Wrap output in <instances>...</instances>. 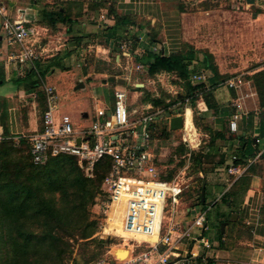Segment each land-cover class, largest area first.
Wrapping results in <instances>:
<instances>
[{
	"label": "crops",
	"instance_id": "crops-1",
	"mask_svg": "<svg viewBox=\"0 0 264 264\" xmlns=\"http://www.w3.org/2000/svg\"><path fill=\"white\" fill-rule=\"evenodd\" d=\"M0 4L8 8L10 19H16L22 15L30 20L29 27L33 30V34L29 41H37L42 53L41 61L37 64L38 73L41 71L39 66L43 70L51 68V73H48L46 78L42 77L48 83L51 76L58 72V77L53 80V83H65L67 87L65 94L69 93L71 96L72 90L77 92L85 89L87 85L90 88L98 86L96 82L88 84L84 81L91 77V74H82V79L78 78L81 61L84 66H88L87 60L82 58L92 50L101 62L108 63L112 57H115L118 66H122L124 61L127 65L136 67L143 66L136 61V57H143L147 50L150 51L155 47L166 56L180 54L183 51L194 55V62L202 65L206 70L197 71L196 69L194 72L192 71L191 76L203 73L206 80L201 84L191 81V84L198 86L204 85L208 81L213 83V106L217 105L219 109H212L213 112L217 111L215 116L213 114L211 116L214 121V132L215 135L221 134L227 137L217 148L220 160L213 165L214 170L212 171L214 172L210 171L205 179L201 167L197 166L192 172L193 175L191 173V176L186 179L190 182L193 181V185L190 186L192 189L189 187L186 191L189 195L187 196L184 192L181 199L180 207L183 209L180 208L179 222L185 226L190 225L192 212L208 203L209 211L215 208L218 210L211 215L212 219L214 218L220 223L218 238L224 240V236L235 232V247H239L231 253L221 250L217 254L219 256L230 255L232 257L230 264H248L249 261V264H263L264 161L261 164L262 167L254 168L263 158L256 161L253 169L245 174L249 179L245 189L240 188L239 185L237 188L235 187L234 184L237 181L234 182L235 178L228 174L227 169L232 165V157L238 153V150L247 149L249 142L253 143L255 153L264 154V103H261L260 97L255 91L242 98L235 97V95L242 94V92H237L241 88L238 90L229 89L224 84L228 79L224 82L221 81L228 70L225 62L231 57L242 54L256 55L264 47V0H255L253 4L248 3L247 0H0ZM81 5L86 7L83 15L78 14ZM89 7L94 10H88ZM55 12L61 13V19L65 22L62 20L63 22H58L55 26L46 24L45 15L49 17L50 13ZM117 20H130L132 24L129 27L117 26ZM3 22L4 19L0 17V49L2 52L0 57V103L7 102L10 108H13L17 100L33 93L26 92L23 87L17 85V81L26 79L33 69L29 65L20 67L7 63L8 53L18 47L8 45ZM113 28L118 32V36L132 34L139 42L131 48H128L127 44L115 45V49L110 46L106 47L102 37L105 36L106 30ZM91 35H97L100 44H88L85 47L84 44L91 38ZM81 43L83 46H80ZM67 53L70 56L66 57ZM56 61L65 71L57 66ZM194 64L190 66L191 70L195 68ZM67 69L68 71H66ZM101 76L102 73H95V79ZM64 79L69 82H65ZM119 82L123 84L122 81ZM80 83L84 84V88L77 90ZM137 85L138 83L135 82V86ZM116 90L121 89L117 87L114 91ZM207 90L211 89L207 87ZM62 96L64 95L62 94ZM34 98L36 99V96ZM34 98L33 101H35ZM101 102L110 103L112 101L109 97L108 101H100L97 104ZM229 103H234L232 114L228 111ZM138 104L140 103L138 102ZM236 104L241 106L240 110L235 107ZM150 105L140 104L138 108L145 109ZM66 106V103L62 104V111L73 115V111L70 108L67 110ZM201 106L203 108H199L202 112L199 117L203 119L204 113L209 109L204 101ZM77 107L72 106L71 108ZM138 108L135 110L139 112ZM184 111H186L187 127L192 126L190 127L192 128L191 132L196 131L194 112L188 107ZM63 112L59 110V115L62 116ZM15 114L11 109L7 113V117L18 120ZM235 114L239 115V119L237 120V130L233 132L230 129V122ZM33 115L36 116V113L34 112ZM171 115L174 117L173 114ZM35 122V119L32 118L33 126ZM164 122L170 129V119L168 122ZM15 126L16 129L19 128L18 125ZM35 126L38 128V122ZM41 129L42 119L36 132ZM208 150L209 148L206 152ZM220 172H227L228 175L225 174L224 177ZM224 178L226 181L228 180V183H222ZM199 182L201 189L205 183V202L201 201L202 199L197 201L198 195L194 184ZM227 192L234 193L229 197V202L222 206L223 195ZM223 223H226L224 232L221 229ZM209 225L212 224L207 219V232L210 231ZM213 233L214 231L209 238L212 248L215 246ZM120 251L121 249H119ZM204 253L208 258L212 254V250Z\"/></svg>",
	"mask_w": 264,
	"mask_h": 264
},
{
	"label": "built area",
	"instance_id": "built-area-1",
	"mask_svg": "<svg viewBox=\"0 0 264 264\" xmlns=\"http://www.w3.org/2000/svg\"><path fill=\"white\" fill-rule=\"evenodd\" d=\"M0 17L4 19L8 45L18 47L8 53L7 63L20 67L29 65L38 72L37 64L41 61L42 53L37 41H29L33 34L29 27L30 20L22 15L10 19L8 8L3 4H0ZM152 50L156 54H163L156 47ZM141 68L143 66H138V70ZM191 80L197 84L205 83L206 76L203 73L194 74ZM224 84L229 89L238 90L244 81L241 76H235ZM43 92L47 98V109L42 117V130L27 139L32 163L44 166L51 158L71 157L88 178H93L96 168L108 161L109 169L102 184L103 197L96 207L107 227L114 222L116 215L122 231L136 242L130 246L127 259L119 258V247L115 246L94 264H187L208 259L204 252L212 249V243L205 236L208 229L207 212L190 225H182L179 212L185 184L168 180L157 166L153 131L158 121H169L168 112L154 111L150 105L138 116V111L126 106V92L116 90L112 104H98L91 127L77 131L70 116L59 115L60 101L55 88L45 85ZM189 101L186 100L187 103ZM235 107L241 109L239 104ZM182 116V130L191 133L192 128L186 125V111ZM238 119L239 115L235 114L230 122L233 132L237 130ZM261 157L262 153H257L249 158L246 166H241L234 164L237 160L234 155L227 172L236 182ZM109 231L114 234L118 232L116 229ZM189 243L193 246L188 247Z\"/></svg>",
	"mask_w": 264,
	"mask_h": 264
},
{
	"label": "rangeland",
	"instance_id": "rangeland-1",
	"mask_svg": "<svg viewBox=\"0 0 264 264\" xmlns=\"http://www.w3.org/2000/svg\"><path fill=\"white\" fill-rule=\"evenodd\" d=\"M91 9L94 10L91 7H89L88 10ZM85 10V6H79L80 12H78V14L83 15ZM125 26L129 27L130 25ZM98 38H90L84 44V46L86 47V45L88 44H100V40H97ZM102 39L104 42L107 40V38L104 36L102 37ZM138 42L139 40L136 38V36H132V34H128L127 36H118L115 41L118 46H121L120 44H127L128 48L134 47V45H136ZM80 46H83V43H81ZM93 51L94 50L86 53V55L82 58L87 60L88 66H84L83 61H81L82 63L78 78L82 79V74H91V77H88L84 81L88 84L91 82H96L98 85L97 87L90 88L87 85V87L83 90L77 92L72 90V96L69 93H66V95L65 90L67 89V87L65 83H53V80L57 79L59 74L58 72H56V75H52L53 77L51 76V78L48 80V83L45 79L46 77L44 79H41V86L39 88H36V90L31 95H27L25 98L17 100L13 108H10L7 102L5 103L2 101L0 103V149L2 148V146L6 145L7 147L3 148L11 149L10 152L11 154L13 153L11 156L20 157L21 155H23L25 163H30L28 159L29 144L27 139H30L37 133L36 129L40 127L43 113L46 110V98H44L45 95L43 92V88L45 85L55 88L60 101L61 112H63L62 104L65 103L67 105V110L70 108L73 111V115L69 112H63V115H68L71 117L77 131H81L85 128L88 129L91 127L92 123L94 122V113L98 106L97 102L108 101L110 97L112 101L110 103L112 104L113 92L117 87H119L121 90H124L126 92V106L131 110L138 108L140 104H153V101H155L158 104L157 106L153 105L154 111H167L171 112V114H173L174 116H182L185 108L188 107L194 112V125L196 131H192L191 133L184 130L171 132L169 128L165 132L163 130L164 127L167 126V123H165L164 121H158L156 124L157 127H155V130L153 131V149L158 155V169L165 178L171 177V181H181V183L185 184L186 192L188 191V187L193 185V181L190 182L186 179H188V176H191V173L197 167V160H200L202 164L201 170L205 175V179L208 177L210 171L211 173H213V165L215 164V162L220 160L217 155V148L222 145L223 140H225L227 136L222 135L221 137H217L214 132V121L211 116L212 114L213 116H215L217 114L215 112L217 111L213 112L212 109H219L217 105H215L216 107L213 106V83L208 81L206 84H204L202 87L203 89L199 90L200 94L198 95L197 92L196 94H194L195 90L192 89L193 87L191 84V74L196 69L197 71L203 70V66L199 65L197 62H194L196 63H193L195 65V68L192 70L189 68V77L185 79L179 77L177 73H160L154 77H151L147 72V67L144 65V67L140 70H138V67L134 65H127L124 61L122 66H118L117 62L115 61V57H112L108 63H104L96 57ZM148 52L150 51L147 50L146 55ZM183 53L186 52L183 51ZM225 65L228 70L223 75L224 79L221 82H224L226 79H229L230 77L235 75L241 76L244 81V86L237 91L242 92V94L235 95V97L242 98L244 95H247L248 93L250 94L252 91H255L258 93V97H260L261 103L263 104L264 92L262 94L259 93L257 82L258 80H264V47H262L256 55L242 54L238 55L237 57H231L228 61L225 62ZM71 70L72 69L70 68V71ZM95 73H102V76L98 79H95ZM64 80L65 82L68 81L67 79ZM119 81H122L123 84H121ZM135 82H137L138 85L145 86L143 88H140L139 91H135L137 88V86H135ZM207 87L211 90L208 91ZM62 94L64 96H62ZM35 96L36 99L34 98ZM33 98L35 99V101L32 100ZM187 99L190 100L189 103L186 102ZM203 101L206 103L209 111L204 113L205 117L202 119L199 117V114L202 113L200 112L199 108H203V106H201ZM138 102L140 104H138ZM79 104L81 105L79 106ZM233 105L234 103L228 104V111L230 114H232L234 111ZM72 106L78 107L72 109ZM11 109L12 112L16 113L15 115L16 117H18V120L10 119V117H7V113H9ZM138 109V116H140L141 113L144 112V109ZM34 112L36 113V116L33 115ZM85 113L89 114L88 118L84 117ZM32 118L35 119L36 122H38V128L35 126L36 122L34 126L32 125ZM15 125H18L19 128L17 127L16 129ZM185 139H187V142ZM208 148L210 153L208 154V156H205ZM15 152H21V154ZM5 159L7 158L5 157ZM259 161L260 162H258L254 166V168L262 167L261 164L264 160L262 159ZM60 165H62L65 170L71 169V164L69 163H61ZM220 173L224 175V177L225 174L226 176L228 175L227 172ZM60 175L62 177L63 173L61 172ZM246 178H248V176H246ZM229 180L231 181L232 179ZM227 181L224 178L222 183H228ZM102 184L103 182L100 185L99 193L88 208L90 221H94L96 223L93 236L89 239H80L81 236L80 234H78L77 237H72L69 239L68 235L69 233H71L70 229L69 232L60 231L61 236H64L65 243L71 245V248L69 250V262L67 264H93L98 259H102L106 255H108L111 249L115 248V246H118V249H121V251H128L132 244H136L135 240L131 236L124 237L120 234L116 235L107 230V223L104 217L100 214L98 207H96L99 199L103 197ZM246 186L247 184H240V187L243 189ZM194 187L196 188V193L198 195L197 201H199V190L201 187L200 182L194 184ZM186 195L188 196L189 193L186 192ZM208 202L210 201L208 200ZM221 205L224 206V203L221 202ZM180 208L183 209L182 207ZM209 209L210 208H208V203L205 205H201L200 208L192 212L190 217V221L193 222L198 216L207 212L206 218L212 225H209L210 231L207 232L206 236L208 238H211V234L214 231L213 239L215 241H213L215 243V246H213V248L211 249L212 254L208 256V259L202 261V264H230L232 260V257L230 255L223 254L224 256H219L217 253L221 250L225 253H231L234 251V249L239 248L237 246L235 247V232H231L230 235L228 234L227 236H224V240L219 239L218 231L220 223L214 218L212 219L211 217V215L215 212H218V210L217 208H215L209 211ZM184 243L186 245L187 241H185ZM192 246V243H189L188 247ZM121 251L118 253L119 258L122 260L127 259L128 254L126 255ZM3 253L4 250L0 239V262L2 261ZM192 262L196 264L197 261H191L187 264H191Z\"/></svg>",
	"mask_w": 264,
	"mask_h": 264
},
{
	"label": "trees",
	"instance_id": "trees-1",
	"mask_svg": "<svg viewBox=\"0 0 264 264\" xmlns=\"http://www.w3.org/2000/svg\"><path fill=\"white\" fill-rule=\"evenodd\" d=\"M45 19V23L51 26L65 22L59 12L50 13L49 17L45 15ZM131 24L130 20H117V26ZM104 34L107 38L104 44L115 49V45H118L115 43L118 32L113 28L106 30ZM91 38L96 39L98 36L91 35ZM67 56L70 54L67 53ZM194 58L191 53L166 56L150 50L147 55L136 57V61L147 67L151 77L160 73H177L179 77L185 79L189 77V68ZM56 63L63 69L59 62ZM39 67L41 70L39 73L32 70L26 79L17 81V85L30 93L39 88L42 77L51 73V68L43 70L41 66ZM257 83L259 93L262 94L264 80H258ZM192 87L195 90L194 94L203 89V85ZM148 104L157 106L158 103L153 101V104ZM167 130L168 126L164 127L163 131ZM3 147L7 146L0 149V239L4 250L0 264H67L71 245L65 243L60 231L69 232L70 229L69 239L77 237L78 234L81 236L80 239H89L93 236L96 223L90 221L88 208L99 193L100 185L108 172V161L96 168L93 178H88L74 158L66 156L51 158L44 167L34 166L29 151L30 163H25L23 155L13 157L11 149L5 150ZM209 153L208 150L205 156ZM256 154L253 143L249 142L247 149L238 150L234 164L246 166L249 158ZM261 158L264 159V154ZM61 163L71 164V169L65 170ZM201 165L200 160H197V166ZM251 169L253 165L245 174ZM245 174L234 184L236 188L238 185L240 187V184L248 185L249 179ZM167 179L171 180V177ZM199 191L201 200V187ZM233 193H225L222 202H229V197ZM196 261V264H202V260Z\"/></svg>",
	"mask_w": 264,
	"mask_h": 264
},
{
	"label": "water",
	"instance_id": "water-1",
	"mask_svg": "<svg viewBox=\"0 0 264 264\" xmlns=\"http://www.w3.org/2000/svg\"><path fill=\"white\" fill-rule=\"evenodd\" d=\"M248 3H255V0H247ZM143 86V85H142ZM141 85H137V88L135 91H139L140 90V87H142ZM81 88H84V84L83 83H80L79 86L76 88L77 90L78 89H81ZM85 117H88V114L85 115ZM167 117L170 119V129L171 131H179V130H182L183 127H184V118L183 116H172L171 113H167ZM80 142V141H79ZM202 201L205 202V183H203V186H202ZM226 226V223H223L221 225V229H222V232H224V228Z\"/></svg>",
	"mask_w": 264,
	"mask_h": 264
},
{
	"label": "bare ground",
	"instance_id": "bare-ground-1",
	"mask_svg": "<svg viewBox=\"0 0 264 264\" xmlns=\"http://www.w3.org/2000/svg\"><path fill=\"white\" fill-rule=\"evenodd\" d=\"M112 216H113V214H112ZM114 230V229H116V230H118V232L116 233V234H120V235H122V236H124V237H126V233H124L123 231H122V229H121V222H120V219L115 215V220H114V222H110V224H109V226H108V231L109 230ZM122 253H125L126 255L128 254V256H129V250L128 251H121Z\"/></svg>",
	"mask_w": 264,
	"mask_h": 264
}]
</instances>
